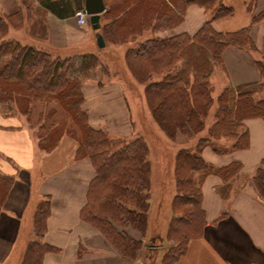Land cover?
<instances>
[{
	"label": "crops",
	"instance_id": "0c3cea01",
	"mask_svg": "<svg viewBox=\"0 0 264 264\" xmlns=\"http://www.w3.org/2000/svg\"><path fill=\"white\" fill-rule=\"evenodd\" d=\"M35 1L44 10L45 36L35 30L33 17L32 21H24L20 29L8 28L5 34L0 30V41H15L60 59L83 54L89 41L95 51L101 48L97 45V32L88 20L78 25L74 12L59 17L42 0ZM217 3L230 7L231 13L211 19L213 11L190 3L181 22L171 29L153 32L139 42L150 37L192 36L209 19L215 32L247 29L254 49L227 46L220 64L213 67L210 81L215 98L224 87L243 86L253 103L263 100L264 76L259 73L256 61L264 55V0H217ZM20 5L23 6L17 0H0V21L5 20L12 7L18 9ZM196 46L200 47L190 43L191 50L195 51ZM181 58L186 61L185 54ZM81 92V108L91 127L107 129L111 135L124 138L123 141L137 137L133 135V125L138 123L135 101L120 81L89 79L82 82ZM237 121L248 137L245 148L224 152L219 148L221 144L209 140L211 143L200 151L201 158L215 168L237 164L239 167L226 180L217 173L204 177L200 186L204 225L198 235L187 240L183 254L174 264H264V192L254 183L256 170L264 171V115H247ZM28 122L24 112L0 110V169L8 181L0 204V264H19L34 233L37 206L45 200L49 203V214L43 241L52 250L44 254L41 264H149L142 257L144 252L136 259L121 255L99 230L82 218L81 211L88 202L95 176L90 158L81 151L84 139L64 132L54 141H47L48 133L37 135L42 126L38 128ZM149 122L155 124L153 119ZM213 123L212 118L207 121L209 127ZM205 134L192 139L193 145L181 148L194 152L196 143L206 138ZM147 160L150 162L148 156ZM154 241H145V247H159Z\"/></svg>",
	"mask_w": 264,
	"mask_h": 264
},
{
	"label": "trees",
	"instance_id": "16d2710c",
	"mask_svg": "<svg viewBox=\"0 0 264 264\" xmlns=\"http://www.w3.org/2000/svg\"><path fill=\"white\" fill-rule=\"evenodd\" d=\"M103 1L106 9L102 13L101 19L109 10L105 0ZM124 1L129 2L128 0L119 2ZM41 2L51 8L59 17L67 15L71 11L73 14L75 10L82 8V0H42ZM190 3L213 11L211 19L225 16L232 11L230 7L217 3V0H159V6L151 10V17L156 22V28H173L182 21L184 9ZM126 5L110 23L104 26L100 25L104 41H106V29L113 31V25L117 20H121L130 10L129 5ZM211 19L207 20L192 36L179 34L164 38L150 37L138 42L136 46L129 48L126 52L127 63L135 73L144 74L149 79L152 75H162L159 79L152 80L148 84L149 97L147 101L151 105L154 119L168 136L172 135L176 129L195 130V122L201 125L204 109L210 99L205 81L196 79V81L190 82L189 78L184 76L185 69L170 73L178 59L185 54L186 58H189V61L186 60V62L188 61L187 65L191 66L192 63L193 65L207 63V55L216 59L229 45L254 49L247 29L229 33L215 32L210 26ZM191 42L200 47L196 46L195 51L191 50ZM12 44H14L11 52L12 59L6 64L7 77L17 80L19 84L23 85L30 97L45 94L51 96V99H59L69 113L77 115L83 122L86 135L81 151L83 155L90 158L95 169V176L91 181L88 202L81 211L82 218L99 230L121 255L134 256L141 240L133 238L126 232V228L143 229L146 220L149 197V162L146 142L141 137H135L131 141L113 148L102 130L89 125L87 115L81 108L83 95L79 79L74 76L77 71L73 62L70 61L73 58H53L43 51H37L18 43ZM193 54H196L197 59L192 61L195 59L193 58L190 61V56ZM256 66L259 73L264 76V61L257 60ZM1 75L3 74L0 73ZM225 92L228 93L229 90ZM236 94L237 97L234 95L229 98L231 103H229L230 101L222 102V105L217 108L216 116L218 118L214 128L227 124L230 121V115L238 120L247 115H264V99L253 103L248 93L242 89ZM69 132L74 134L76 131ZM242 136H245L246 139V131ZM210 143L207 138L199 139L194 152L181 148L175 157L177 177L175 204L180 210L173 214V217L176 218L173 228L183 232L182 228L188 230L195 227L197 232L180 243L181 245L173 248L172 254L167 256V261L170 264H174L183 254L187 240L198 235L204 225L200 183L209 173H222L220 169L206 163L200 156L201 149ZM246 146L247 141H241L240 137L234 144L235 149H242ZM237 165L239 167V164ZM194 173L198 174L200 179L195 177ZM254 183L263 193L264 171L261 168L256 170ZM48 214V200L40 202L33 220V232L38 239H42L45 232V220ZM51 249L47 244L34 241L28 244V248H25L21 264H36L34 262L36 258L37 260L39 258L38 264H40L42 254Z\"/></svg>",
	"mask_w": 264,
	"mask_h": 264
},
{
	"label": "rangeland",
	"instance_id": "374dc122",
	"mask_svg": "<svg viewBox=\"0 0 264 264\" xmlns=\"http://www.w3.org/2000/svg\"><path fill=\"white\" fill-rule=\"evenodd\" d=\"M17 1L21 2L23 6L20 5V7L16 9L15 5L9 13H6L5 20L0 21L1 32L5 34V31L8 28L20 29L23 26L24 21H32V18L34 17L36 19L34 23L35 30L42 34V36H45L46 20L44 10L38 6L37 1ZM119 1L120 0H105L109 10L101 19L100 25L103 24V26L110 23L117 14L122 12L123 8L127 6L126 4L130 7V10H128L126 14L124 13L125 16H123L121 20H117L115 25H113V31H107L106 29V46L108 49L106 46H102L98 51H95L92 42L89 41L88 47L86 46L83 54L72 57L73 59L70 61L73 62L76 68L75 70L77 72L74 76L79 79L80 84H82L83 81L95 78L104 81L113 79L118 80L121 82L125 92L130 95L131 100L135 101V112L138 123L133 125V135L141 137L144 141L145 139L147 140L145 142L148 144L147 156L150 159L148 190L151 191V207L150 209L149 206L147 208L144 228L143 225H141V228L143 229L126 228V232L133 238L141 240V243H139V246L135 251V255L126 258L132 259L134 257L136 259L144 252L142 257H144V260H149V264H170V262L167 261V256L172 254L171 252H173V248L181 245L180 243L197 232V228L195 227L188 230L182 228L183 232L173 228V223L176 221L173 214L180 210L175 204V193L177 192V177L175 171L176 154L182 146L193 145L194 143L191 140L195 139V137H201L200 135L205 134V131H207L205 137L221 144L219 148L224 150V152L237 150L234 148V144L239 137L241 141H248L247 136L246 139L245 136H242L245 131L243 126L237 121L238 119H233V117H231L233 115L229 116L230 121H228L227 124L214 128V124L218 117L215 112L213 114L216 106L219 108V106L222 105V102L228 103L230 101L229 98H232L234 95L236 96V92L239 90L241 91V89L245 90V88H241V86H238L235 89L224 87L220 91V94H218V98H215L214 96L215 91L210 78L214 65L220 64L222 53L226 47L216 59L207 55V63H197L196 65H193L192 63L190 66L187 65V62L189 61L188 57L186 58V60H188L187 62L182 61L183 59L179 58L173 68H171L170 73L185 69L184 76H187L190 82H194L196 79L199 81H205L210 99L204 109L205 112L202 118L203 123L201 125H199L198 122H195V130L188 128H185L184 130L176 129L172 135L168 136L154 119L151 105L148 103L149 101H147L149 97L147 93L148 84L152 80L159 79L162 75H152L149 79L145 77L144 74L135 73L127 63L126 53L129 48H132L134 45L136 46L139 40L150 36L153 32L163 30L156 28V22L151 17V10L159 6V0H128L129 2L124 1L126 4L124 2L120 3ZM73 18L78 25H84L86 23V21L83 24L79 23L76 13L73 14ZM2 26H4V29ZM12 43L18 42L10 40L0 41V73L3 74L0 76V110L7 113L24 112L26 118L29 120L28 123L31 126H42L41 131H37L38 136L46 135V133L50 131L48 136L46 135L48 138H46L47 141H54V138H56L57 135L60 136L64 132L69 133V131L72 130L74 132L76 131L75 134L78 138L84 139L86 130L83 128V122L81 119L79 120L77 115L69 113L63 105V102L56 98L51 99V96H46L45 94H38L39 96L33 95V97H30L29 92L25 91L23 85L19 84L17 80L7 77L6 64L12 59L11 52L14 48V44ZM229 46L239 47L236 45ZM244 49L246 51L250 50L246 48ZM193 58L195 59L192 60ZM260 58L264 61V55ZM196 59V54L190 56V61H195ZM226 90H229L230 93H226ZM212 93L214 97L212 96ZM222 94L223 96H221ZM220 96L222 98L221 100ZM229 103H231V101ZM217 108L215 111H217ZM210 118L214 120V123L209 127L207 121ZM151 119H153L155 124L149 122ZM50 127L53 128L49 129ZM100 130H102L108 137L113 148L127 142L123 141L124 138H117L116 136L111 135L112 133L107 129L101 128ZM181 140H184L183 142L185 143H182ZM222 168L223 169H220L222 172L220 175L226 180V178L235 174L238 166ZM194 175L199 178L198 174L194 173ZM7 184V178L3 175V172L0 169V204L7 189ZM44 234L42 235V239H38L33 233L31 240L28 241L25 248H28V244L34 241L44 243ZM152 239H155L154 244H159L160 246L151 248V250L145 247L144 244L145 241L149 242ZM109 244L116 249L111 242H109ZM25 248L22 252L21 259ZM51 250H47L42 254L41 261L44 254ZM35 257L37 256L35 255ZM21 259H19V264H21ZM34 262L38 264L39 258L38 260L37 258L36 260L34 259Z\"/></svg>",
	"mask_w": 264,
	"mask_h": 264
},
{
	"label": "water",
	"instance_id": "95a60500",
	"mask_svg": "<svg viewBox=\"0 0 264 264\" xmlns=\"http://www.w3.org/2000/svg\"><path fill=\"white\" fill-rule=\"evenodd\" d=\"M105 10L103 0H84L83 11L88 16L91 28L96 30V38L98 47L105 45V41L100 33V17Z\"/></svg>",
	"mask_w": 264,
	"mask_h": 264
},
{
	"label": "built area",
	"instance_id": "2783aa9c",
	"mask_svg": "<svg viewBox=\"0 0 264 264\" xmlns=\"http://www.w3.org/2000/svg\"><path fill=\"white\" fill-rule=\"evenodd\" d=\"M74 13H76L77 20L79 23H81V24L85 23L87 16H86V14L82 8L77 9Z\"/></svg>",
	"mask_w": 264,
	"mask_h": 264
}]
</instances>
